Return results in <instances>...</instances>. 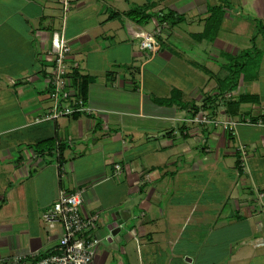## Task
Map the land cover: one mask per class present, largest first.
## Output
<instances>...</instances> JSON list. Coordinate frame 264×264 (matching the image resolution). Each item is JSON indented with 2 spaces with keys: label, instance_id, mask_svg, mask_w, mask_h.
Wrapping results in <instances>:
<instances>
[{
  "label": "crops",
  "instance_id": "1",
  "mask_svg": "<svg viewBox=\"0 0 264 264\" xmlns=\"http://www.w3.org/2000/svg\"><path fill=\"white\" fill-rule=\"evenodd\" d=\"M69 1L64 12L61 0H0V178L6 182L0 187V264L19 254L55 251L61 230L49 229L42 214L61 188L80 187L86 188L83 213L100 217L94 234L101 243L92 264H190L195 261L190 254L197 252L192 240L205 245L212 234V264L226 257L224 264L264 257V125L240 124L233 134L191 120L201 111L220 119L264 120V54L257 75L246 80L242 75L235 89L221 94L236 60L254 45L264 52L263 33L249 31L243 48L231 29L197 38L205 31L209 6H216L209 0L134 4L194 21L185 32H167L171 44L178 46L175 37L184 43L179 57L176 51L164 55L166 62L182 64L179 87L158 79L154 65L162 57L157 37L169 22L155 36L153 54L136 35L151 34L157 17L137 23L126 16L133 6L125 7L123 0ZM62 28L71 45L67 63L86 81L83 92L73 76V88L93 113L37 122L52 106L48 51L53 32ZM175 89L182 103H159ZM244 94L257 100L228 113L226 104ZM117 163L123 166L118 175ZM205 179L219 191H226L222 184L229 180L231 193L221 200L222 209L211 200L210 210L195 211L184 201L190 192L206 197ZM229 229L233 234L225 232Z\"/></svg>",
  "mask_w": 264,
  "mask_h": 264
},
{
  "label": "built area",
  "instance_id": "2",
  "mask_svg": "<svg viewBox=\"0 0 264 264\" xmlns=\"http://www.w3.org/2000/svg\"><path fill=\"white\" fill-rule=\"evenodd\" d=\"M64 12L70 8L68 0H61ZM161 33L160 28L154 29L151 34L136 36L142 38V47L156 53L158 45L156 35ZM71 52V45L67 39L64 28L52 34L51 50L48 55L51 59L52 71L50 72L49 97L52 106L48 113L37 122L58 120L61 117L74 115L77 113L92 114L93 108L86 103L84 98L77 95L73 88V72L67 61ZM191 120L199 125H210L220 127L236 133V128L240 124L264 125L263 119L253 120L245 118L240 120L220 119L214 117L207 111L197 112ZM245 153V146L241 147ZM123 171L120 163L115 164L116 174ZM85 187L75 190L61 188L57 200L42 214V219L49 229L60 228L61 235L58 240V248L53 252H47L42 256L41 252H30L19 254L6 259L8 264H92L101 239L94 231L99 222V214L86 215L82 206L85 200Z\"/></svg>",
  "mask_w": 264,
  "mask_h": 264
},
{
  "label": "rangeland",
  "instance_id": "3",
  "mask_svg": "<svg viewBox=\"0 0 264 264\" xmlns=\"http://www.w3.org/2000/svg\"><path fill=\"white\" fill-rule=\"evenodd\" d=\"M126 1H125V3H123L124 0H123V2H121L123 5L125 4V7L129 6L130 3L132 6H134V4L140 3L143 0H129V2L128 1L126 2ZM69 2L71 3V1H69ZM157 3L159 5H161L162 0H157ZM209 3L214 4L216 6L223 7V9L220 8L219 14L215 16L216 20L219 19L217 22V25L219 26V28H221L223 30H230L231 29V30L237 32L238 40H239L238 44H239L240 48H243L245 45V42L249 41L250 37L247 36V33L249 31H253L256 29L259 30L258 21H263V23H264V0H209L208 4ZM166 12H167V14H169V10H166ZM188 13L193 14V11H190ZM228 13L233 14L234 19H227L226 14H228ZM68 15H69V13L67 14V16L65 18V22H64L65 24H66V20L68 19ZM191 19H192L191 16L189 17L186 15L185 16H182V15L179 16L178 15L175 17L168 15L167 21L165 23H168V22L170 23V25L168 27L169 29L166 30V33L164 32V33L158 35V37H157V40L160 43V46H162V51L159 50V53H158V56L160 57V55H161L162 57L157 58V60L154 64V65H156V68L158 71V76H159L158 79H161L162 81L167 80V82H169V83L174 81L173 82L174 85L179 86V87L183 85V81H184L183 80L184 77L181 78V74L183 73V69L181 67L182 64L180 63V61H174V60L170 61V62L169 61L166 62L167 59H165L164 55L169 54V52H171V51L172 52L176 51L178 53L177 57H179L180 54H183L184 43L182 45V42H181L182 39L175 37L174 42L178 46H175L173 42H172V44H173L172 45L170 43L171 39H168L167 32L172 30V28H174L176 31H184V32L187 31V28L189 26V21L191 23H194V21ZM206 21L207 20H205L204 24H206ZM158 23H159V26H157L156 28H160L162 31L164 28L166 29V26H167L166 24H162V21H160V22L158 21ZM193 29L199 30L198 28H193ZM223 30H222V34L225 33ZM153 31H154V29H153ZM260 31H261V29H260ZM262 33H264V30ZM197 38H199V36ZM176 41H178V42H176ZM187 44H189V43L187 42ZM263 54H264V52L260 53V54H255V60L259 59V62H260ZM188 56L194 57L191 54H188ZM236 61L241 63L243 61V58H239ZM235 63L236 62H234V65H235ZM175 65L178 67V69L175 67ZM211 68L213 69L214 72H216L214 65H212ZM249 69H250L249 73L251 75H254V76L257 75V73L259 71V70H257V68L254 69L253 66H251ZM137 78H140V76ZM72 82H73V80H72ZM73 87H74V85H73ZM250 93H252V92H250ZM218 172L221 174V171L218 170ZM210 182L211 181H208V179L207 180L205 179L202 182V183H204V185H206V188L204 189L206 197L203 196V193H195V192H190L187 197H185V196L183 197L184 201L185 200L189 201V204L191 207L194 206L195 211L205 210V209L210 210L209 207H207V206L209 205L211 200L214 202V207L222 209L223 205L221 203V200L225 199L226 201H228V196L231 193L230 187L228 186L229 180H224L223 184H222V186L227 188L226 191H225V189L223 190V188H221L220 191L217 188H212L214 182L213 183H210ZM5 183H6L5 179L1 177L0 178V187L1 186L5 187V185H6ZM220 195H221V197H220ZM191 211H193L192 208H191ZM190 214H192V213L190 212ZM213 214H214L213 212H207V215H209V216H213ZM180 215H182V214H180ZM99 222H100V220H99ZM232 231H233L232 229H229L225 232H227V234H230V232H232ZM236 232H237V229H236ZM238 232H239V236H240V233H242L243 231L238 230ZM232 234H233V232H232ZM212 235L210 238L208 237L206 239L205 245H202L201 241H199L198 238H195L194 240H192L193 244H195L193 246V248H194L193 251H197V252H195V254H192V253L190 254L189 258L195 259V261L191 262L190 264H212L211 261H208V259L210 257L212 258L215 255L211 251L212 250L211 246H213L212 242H214L216 237H214ZM198 242H200V244ZM248 248L251 251L256 252V253L262 252V250L260 248H258L257 246H255V247L249 246ZM198 251H199V255H198ZM220 252H221V255L224 256V252H222V251H220ZM218 256H220V255H218ZM262 258H264L263 255L253 259V261H251L250 264H261ZM212 259H213V262L216 261L214 258H212ZM225 259L226 260H223V261H221L219 263L217 262V263L218 264H224L225 263L224 261L228 262V257H226Z\"/></svg>",
  "mask_w": 264,
  "mask_h": 264
},
{
  "label": "trees",
  "instance_id": "4",
  "mask_svg": "<svg viewBox=\"0 0 264 264\" xmlns=\"http://www.w3.org/2000/svg\"><path fill=\"white\" fill-rule=\"evenodd\" d=\"M149 5H143V6H139V5H135L133 6L129 11L126 12V16L129 17V19H132L133 21L140 23V24H147L149 23V21L153 18V17H157L158 21H163L166 22L167 21V16L171 15V16H178L177 14H175L172 11H169V14L167 13H163L161 11H157L156 13H150L149 12ZM223 9V7L221 6H209V13L210 15L208 16V18L206 19V26H205V31L199 35V37L201 39H205V38H212V34L215 35L217 30H219V26L217 25V22L219 19H215V16L219 14V10ZM258 26H259V33H262L264 30V23L263 21H258ZM261 29V31H260ZM264 34V33H263ZM256 37L253 39L255 40ZM260 50L256 48V45L253 46V48L250 51H246L242 58L243 61L241 63L237 62L236 68H234L231 72V75L227 78V80L223 81V85H226L227 88L223 89L221 91V94H223L226 91L229 90H233L235 89L238 84H239V79L241 78V76H244V79H249L250 78V67L253 66V68L255 69L258 65H259V59L255 60V54H260ZM232 66H234V64H232ZM237 69V70H236ZM74 73V81L76 84L80 85L82 87L83 92L86 90L85 87V80H83V78H80V76L78 74ZM77 79H80V81L78 82ZM257 98L255 96L252 95H242L239 99L238 102H228L226 104V108H227V112L228 113H232L234 109H238L240 107V105L242 103L245 102H251V101H256ZM179 102L182 103L181 101V91L175 89L172 92L171 97L169 98H165V99H161L159 100V103L161 104H172L174 102ZM233 109V110H232ZM196 110H198L196 108ZM232 110V111H231ZM197 113V112H196ZM195 113V114H196ZM230 113V114H231ZM236 113V112H235ZM194 114V115H195ZM234 114V112L232 113ZM254 120V119H253ZM234 134V133H233ZM62 146L59 147V155H58V159L60 161V163H62L63 159V155H62ZM61 166V165H60ZM45 253L42 254V256H44Z\"/></svg>",
  "mask_w": 264,
  "mask_h": 264
}]
</instances>
